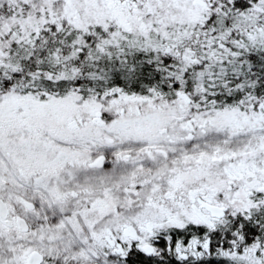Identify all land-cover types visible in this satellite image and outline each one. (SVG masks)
<instances>
[{"label": "snow or ice", "instance_id": "6c2138e0", "mask_svg": "<svg viewBox=\"0 0 264 264\" xmlns=\"http://www.w3.org/2000/svg\"><path fill=\"white\" fill-rule=\"evenodd\" d=\"M0 264H264V0H0Z\"/></svg>", "mask_w": 264, "mask_h": 264}]
</instances>
